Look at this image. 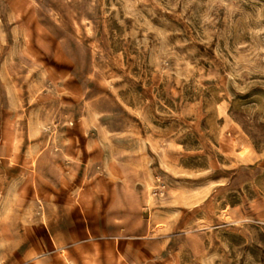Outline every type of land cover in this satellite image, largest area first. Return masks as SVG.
<instances>
[{"label":"rangeland","instance_id":"rangeland-1","mask_svg":"<svg viewBox=\"0 0 264 264\" xmlns=\"http://www.w3.org/2000/svg\"><path fill=\"white\" fill-rule=\"evenodd\" d=\"M45 141L121 207L51 205L122 218L79 264H264V0H0V264H48Z\"/></svg>","mask_w":264,"mask_h":264},{"label":"crops","instance_id":"crops-1","mask_svg":"<svg viewBox=\"0 0 264 264\" xmlns=\"http://www.w3.org/2000/svg\"><path fill=\"white\" fill-rule=\"evenodd\" d=\"M66 142L71 143L67 144V147H76L78 143L76 140ZM78 152L79 150L72 149L68 154H65V150L61 153L59 151L54 153L52 149L48 148L45 141V154L38 158V169L34 171L33 179L39 180L38 185L42 192V207L45 212L42 222L45 225V232H47V241L52 243L51 247L45 249V263L48 264L50 260H53L52 264H79L80 261H86L93 257L97 259L96 256L101 252L98 243H104L103 240L113 243V239L117 241L122 238L118 232H116L117 236L108 233V231H103L105 234L101 233V235L94 232L95 225L93 226V224L96 220L106 229H109L111 225L120 226L122 218L120 219V216L112 215V213H107L106 216L98 213L95 215L84 214L83 219L87 228V235L84 237L74 235L69 240H64L57 228L60 230L62 227L69 226L70 214H57V217L52 221L49 218L51 205L61 212L72 211L75 213L77 211V218L80 223H82V212L91 211L94 205L97 207L96 211L100 212L103 207L107 208L109 212L121 211V207L116 206L118 203L116 199L111 198L108 202L109 192L107 189L112 188V184L107 186L109 183L107 182V185L105 183L104 186H98L96 185L98 184L97 181H93L94 187H90V184L83 185L81 181L82 156ZM114 191L113 189L112 192ZM54 195L59 196V198H54ZM122 208L124 209V207ZM78 222L77 224H79ZM74 224H76V221ZM120 230H123V227Z\"/></svg>","mask_w":264,"mask_h":264}]
</instances>
